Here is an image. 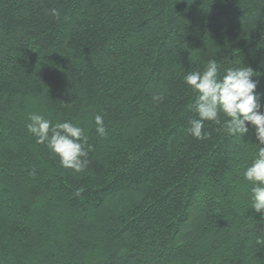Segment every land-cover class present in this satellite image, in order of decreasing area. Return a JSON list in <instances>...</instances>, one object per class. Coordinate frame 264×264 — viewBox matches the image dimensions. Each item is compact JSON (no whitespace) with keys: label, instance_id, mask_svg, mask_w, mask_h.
<instances>
[{"label":"trees","instance_id":"trees-1","mask_svg":"<svg viewBox=\"0 0 264 264\" xmlns=\"http://www.w3.org/2000/svg\"><path fill=\"white\" fill-rule=\"evenodd\" d=\"M211 59L251 67L264 111V0H0V264H264L255 130L186 132ZM33 113L84 128L83 172Z\"/></svg>","mask_w":264,"mask_h":264},{"label":"clouds","instance_id":"clouds-1","mask_svg":"<svg viewBox=\"0 0 264 264\" xmlns=\"http://www.w3.org/2000/svg\"><path fill=\"white\" fill-rule=\"evenodd\" d=\"M50 14L59 17L56 8ZM215 59L208 60L202 71H189L183 77V82L196 94L192 107L196 117L189 121L187 134L195 139L206 140L209 133L205 131V121L219 125L218 131L229 136L244 137L255 130L258 143L255 157L246 167L244 177L251 188L252 208L257 213H264V111L257 95L258 81L251 67H229L223 74ZM221 116L224 119H221ZM27 129L39 144H46L51 152L59 157L62 167L76 173L83 172L89 161L84 145L88 136L82 126L69 121L58 122L55 125L40 114H30ZM95 130L101 137L107 130L103 116H94Z\"/></svg>","mask_w":264,"mask_h":264}]
</instances>
